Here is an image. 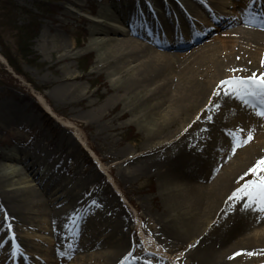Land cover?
<instances>
[{"label": "bare ground", "instance_id": "obj_1", "mask_svg": "<svg viewBox=\"0 0 264 264\" xmlns=\"http://www.w3.org/2000/svg\"><path fill=\"white\" fill-rule=\"evenodd\" d=\"M62 1L75 8L86 6L95 14L89 9V0L84 7L77 0ZM101 1L97 16L88 18L84 49L96 51L93 68L105 74L110 84L105 97L87 89L82 83L84 75L72 70L68 62L77 56L72 53L74 43L69 44L55 29V24L58 29L64 25L51 19L37 45L53 76L52 80L42 76L40 88L46 89L52 100L41 95L40 102L35 101L31 90L25 89L28 101L22 102L23 107L19 102L17 106L0 103L1 127L12 123L23 127L24 122L31 126L33 114H37L45 121L42 126L48 128V116L58 114L57 106L71 108L65 124L60 128L55 123L59 130L51 128L46 148H42L41 139L32 146L15 145L0 154V263L11 259L9 250L21 255L31 250L18 231L29 227L33 215H42L54 251L68 247L67 256L75 262L142 264V257H129L124 236L125 228L130 227L128 215L110 209L117 194L108 185L110 181L102 180L104 162L113 164L104 170L108 177L111 170L122 180L157 175L163 207L156 220V234L164 242L183 244L196 235L187 249L193 263L241 264L251 256L255 257L253 264H264V260L256 262L257 255L264 257V214L254 208L245 210L243 202L229 199L238 187L258 179L254 175L244 180L249 169L264 159V131L258 130L264 118L256 114V104H261L250 97L245 104L225 95V88L219 86L222 80L264 74V0H231L227 13L218 12L228 7L226 0ZM63 12L72 17L71 10ZM203 17L213 18L219 27L214 44L209 45L206 37L201 41L191 35L195 27L198 31L204 27L199 21ZM31 88L36 93L40 89ZM118 105L122 109L115 113ZM29 107L35 113H26ZM126 112L131 119L116 125ZM134 120L148 133L141 151L112 150L102 160L79 124L94 128V139L111 142L114 131ZM240 131H251L254 140L263 142L238 146L241 141L235 136ZM80 145L87 151L85 163L97 160L99 164L87 171L83 167L71 171L69 162L72 158L76 161ZM235 149L240 150L234 153ZM78 152L82 155L80 149ZM89 212L98 224L90 232L92 238L87 227L78 230L81 215L87 218ZM142 217H137L135 224ZM96 230L99 232L94 233ZM100 233L105 235L103 240ZM149 251L153 249L145 245L144 253ZM163 261L169 264L170 260L165 257ZM15 262L27 264L21 259Z\"/></svg>", "mask_w": 264, "mask_h": 264}, {"label": "rangeland", "instance_id": "obj_2", "mask_svg": "<svg viewBox=\"0 0 264 264\" xmlns=\"http://www.w3.org/2000/svg\"><path fill=\"white\" fill-rule=\"evenodd\" d=\"M85 1L86 0H77V3L79 6L84 7L86 5V3L84 4ZM62 2L64 1L0 0V86L11 84L8 89H3L2 87H0V103L7 102L13 106H17V102H19V106L23 107L24 104L22 102L28 101V97L26 98L27 94L25 92V89L31 90L30 92H32L33 96L35 97V101L40 102L41 95L47 97L48 100H52L51 97L48 96L47 90L44 88H40V85H42L44 82L41 80L42 76L47 77L50 80H52L53 76L51 72L47 70L48 61L42 55L37 45L39 37L45 29L44 26L49 25L51 19H55V21H58L59 23L64 25V27L58 29L57 24H55V29H57V31L65 37L69 44L74 43V45L72 46V53L76 54L77 56L75 60H70L68 63L72 67V70L76 72V74L84 75L82 81L84 86L89 90H96L99 95L103 94V96L104 94H106V91H109L110 84L108 82V79H106V75L98 74L93 68L97 56L96 51H86L84 49V42L88 37L86 25L89 22L88 18H91L92 16L88 15L86 6L84 8H75L74 6L64 4ZM226 2L229 3L228 7L225 9L223 8V10H219V13L229 12L232 2L231 0H226ZM89 3V9H94V16H97V10L101 5H103L102 1L89 0ZM211 7V9L214 10L213 6ZM64 10H71L72 17L64 15ZM189 18L190 20H192V25H196L194 22L195 18H193L192 16H189ZM199 21L204 25V27L200 30L203 33L202 36L206 35V38L209 39V45L216 43L219 32L216 31L218 27L215 26L213 18L211 19L203 17V19L200 18ZM121 28L123 29V26H121ZM16 34L23 40L27 39V37L31 35H34L32 39L26 40L27 42H25L23 45L24 51L26 50V54H28L25 60H22L19 56H16V58L14 56L17 51L15 43L18 42L16 39ZM12 39H14V42H12ZM27 45H29L28 48ZM161 50L169 51L164 49ZM5 51H7L9 54H12L11 57L14 59L17 65V70L14 71L8 61L3 57L2 54ZM185 59L186 58H184V60ZM86 67H88L87 71H82V69ZM31 85L35 88H40L38 93L32 90ZM92 100L97 99L95 97H92ZM51 102L53 103V101ZM29 103L27 102L26 104ZM70 109L71 108L69 106H66L65 109L62 106H57L56 111L58 112V114L51 117L49 116V119L51 121L49 119L48 121L50 122L48 123L47 121L48 128L45 125L42 126L41 122H44L45 124V121L41 118L39 119V117H37V114H33L34 124L31 126H27V123L25 122L23 123L24 125L22 124L23 127H18L14 123L10 124L9 126H0V144H2L0 145V154L9 152L10 149L15 145L19 148H26V143L32 146L34 143L40 141L41 139H44L42 148H46V144L48 142H51V128L59 130L57 126H55V123L58 124V127L61 128V125L65 124V119L69 117L68 111ZM121 109L122 106L118 105L115 113L119 112ZM41 111L43 112V109ZM25 112L35 113L33 107H29L28 110H25ZM127 112L120 120H117L115 122L116 125H124L126 123V120L131 119ZM51 123L53 126L51 125ZM79 124L81 126L82 132L88 138L96 153L101 157V160L104 158H108L111 155L112 150L126 148L134 153L140 152L142 149V145L148 137V133L146 131H141L139 123L135 120L131 121V124L123 126L118 131H114L110 136L111 142H107L104 138L94 139V128L84 123ZM258 130L259 132L264 131V125H258ZM57 133L58 131H56V136ZM249 134H251L252 139L249 142H246L245 146H248L252 143L254 145L263 142L261 138L254 140L255 135H253V132L251 131H240L235 136V140L237 142L247 140ZM229 148L231 152L232 147ZM79 149L82 154L80 156V153L78 152ZM240 149H242V147ZM240 149H235L234 153H238ZM76 153H78L76 161L72 160V158L69 162L68 168L71 169V171H79L82 167L84 171H87L92 168L93 165L99 164V161L97 160L94 161L93 164H88V162L85 163L87 155H85L86 152L82 145H80V147L76 149L75 154ZM149 155L150 156L148 157L154 156L153 154ZM110 165L113 166V164L111 163L106 164L102 162V180L104 183H106V181H110L108 185H112L113 189L116 190V202L115 205L110 209L119 212L121 215H123L124 213L128 215L129 220L127 221V224L130 227L128 228V230L127 228H125L124 236L128 246L129 257H133L134 255L142 257V264H168L167 261H163L165 257L169 258V264H195L193 263V261L195 262V260L190 256V251L187 249L189 247L188 242L192 241L194 237H196V235L189 238L187 244H183L176 241L172 242V240L164 242V239L160 238L156 234V220L158 221V219L160 218L158 216L159 211H161V208L163 207L162 198H160L158 194L159 181L157 175H139L132 179L128 178V180H122L120 179L116 170H111L112 174L110 175V177H108V175L104 173V170L110 167ZM157 173L159 172H155V174ZM261 175L262 173H259V176ZM253 176L254 175L247 173L244 180L247 177L248 180H250ZM111 181H113L114 184H112L113 182ZM27 185L34 186L35 183L28 182ZM90 214L91 216H89ZM139 216H143L142 218H139L142 220L140 221V223L135 224V221H137L136 219ZM32 217L34 221L32 220L31 223L26 225L29 227L23 228L18 231V233H20L19 236L22 239L25 238L26 241L29 242L27 245L30 246L29 249L31 250H29V252L22 251V255L24 257L18 252L9 250V256L12 255L10 256L11 259L7 258L4 264H8L9 261H16V259H21L22 257L24 258L22 259V261L26 260L27 264H92V261L81 263L77 261L75 262L74 259L68 258V247H62L61 250L58 249L55 252L53 238L46 229L47 220L43 218L42 215H33ZM85 218L86 217L84 214L81 215V225L79 226L78 230H83L84 227H87V234L88 236H90V238H92L91 236L93 232L92 234L90 232L93 231L92 229L94 228V226H98V224H96V221L92 220L93 216L91 212L88 213V217L86 218L87 220L82 223V220ZM95 232H99V230L94 231V233ZM133 232L135 233L136 238L139 237V240L133 238ZM166 234L168 235V232H166ZM99 235V238H101L102 240L103 238H105L104 234L100 233ZM18 242L22 244V242H20L19 240ZM143 244L149 246V248L153 249V251H149L148 254L144 253L145 245L143 246ZM257 256L258 258L256 262H262L264 260V257H261L260 255ZM254 260L255 257L250 256L245 259L244 263L241 264H253ZM15 261H13V263L20 264L19 262Z\"/></svg>", "mask_w": 264, "mask_h": 264}, {"label": "snow or ice", "instance_id": "obj_3", "mask_svg": "<svg viewBox=\"0 0 264 264\" xmlns=\"http://www.w3.org/2000/svg\"><path fill=\"white\" fill-rule=\"evenodd\" d=\"M219 86L225 88V95L234 96L245 104L248 102V97L259 99L261 109L256 114L258 117L264 118V74L260 77L253 75L235 80H222ZM251 139L252 136L249 134L247 140L241 141L238 146H243L244 143L249 142ZM235 146L237 145L234 144ZM249 173L257 175L258 179L238 187L229 199L243 202L245 210L254 208L258 213H264V177L259 176V173H264V159L257 161L256 165L249 169ZM236 255H242V253H236ZM248 255H252V253H248Z\"/></svg>", "mask_w": 264, "mask_h": 264}, {"label": "trees", "instance_id": "obj_4", "mask_svg": "<svg viewBox=\"0 0 264 264\" xmlns=\"http://www.w3.org/2000/svg\"><path fill=\"white\" fill-rule=\"evenodd\" d=\"M34 37V35L32 36H29V37H27V39H25V40H23L21 37H19L17 34H16V39H17V41L18 42H16L15 44H16V49H17V51H16V53H15V58H16V56H19L22 60H25L26 58H27V56H28V54H26V50L24 51V49H23V45H24V43L25 42H27L26 40H30V39H32ZM26 45V44H25ZM28 46L29 45H27V48H28ZM25 48H26V46H25ZM3 57L8 61V63L10 64V66L14 69V71L15 70H17L16 69V63H15V61H14V59L11 57L12 56V54L10 53H8L7 51H5L3 54ZM87 68L88 67H86V68H83L82 69V71H87ZM4 73V72H3ZM11 85V84H10Z\"/></svg>", "mask_w": 264, "mask_h": 264}]
</instances>
